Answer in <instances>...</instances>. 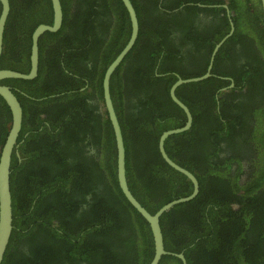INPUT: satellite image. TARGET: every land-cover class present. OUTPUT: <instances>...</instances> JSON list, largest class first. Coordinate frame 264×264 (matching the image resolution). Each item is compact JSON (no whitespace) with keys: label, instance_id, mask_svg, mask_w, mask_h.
I'll return each mask as SVG.
<instances>
[{"label":"trees","instance_id":"trees-1","mask_svg":"<svg viewBox=\"0 0 264 264\" xmlns=\"http://www.w3.org/2000/svg\"><path fill=\"white\" fill-rule=\"evenodd\" d=\"M228 1L237 14L234 19L255 23V37L264 47L260 0H254L252 15L241 11L249 0ZM132 2L140 34L113 75L111 92L124 134L130 189L155 214L193 191L192 182L162 159L158 146L165 131L181 128L187 121L170 98L171 87L179 78L203 76L209 58H196L199 55L190 52L187 65L200 62L201 69L179 68L173 37L164 29L167 23L152 12L143 17L138 3ZM11 3L14 8L4 31L0 70L28 73L31 34L40 24H53V9L39 17L32 4L17 9L18 0ZM63 4L61 30L45 33L40 40L56 44L50 53L54 58L49 56L54 79L45 78L43 60L37 80L1 82L25 93L17 92L24 104L18 143L25 142L18 149L22 161L13 154L15 228L2 264H150L152 232L119 187L115 136L105 105V115H96L87 101L91 97L87 90L53 97L78 89V83L87 79L93 90L94 83L98 84L104 104L106 70L131 36L129 14L121 0H63ZM105 12L116 17L115 27ZM174 22L170 23L179 28ZM22 34V39L16 37ZM193 48L199 50L200 45ZM246 59L255 66L253 70L243 66L236 73L215 69L211 78L176 91L193 114V126L170 137L165 149L196 176L200 193L165 213L161 227L166 250L183 253L188 264H264V64L258 54L250 53ZM100 64L97 77L95 66ZM226 78L234 79L233 88ZM63 101L71 104L69 110L55 114L53 107ZM41 110L50 122L44 130ZM11 125L10 109L0 96V152ZM88 142L92 149L86 151ZM160 264L182 261L164 256Z\"/></svg>","mask_w":264,"mask_h":264},{"label":"water","instance_id":"water-1","mask_svg":"<svg viewBox=\"0 0 264 264\" xmlns=\"http://www.w3.org/2000/svg\"><path fill=\"white\" fill-rule=\"evenodd\" d=\"M125 6L131 23V36L127 45L122 49L116 59L109 65L106 70L103 88H104V100L106 110L108 112L109 119L111 121L112 129L115 136L116 151H117V179L119 187L124 194L127 201L132 207L147 221L150 226L152 237L154 241V256L150 264H160L164 256L177 257L182 261V264H188L186 257L183 253L176 254L168 252L165 247L163 230L161 227V218L167 212L174 207L193 201L200 193V184L196 176L186 168L181 167L168 155L165 146L167 140L175 135L183 134L188 132L193 126V115L188 106L182 102L176 94L179 87L187 84L198 83L205 81L212 77V63L207 73L203 76L182 79L179 80L172 86L171 98L176 105H178L186 115L187 121L181 128L165 131L160 139L158 149L162 156V159L166 164L177 171L178 173L187 177L193 184V191L189 196L175 199L162 208H160L155 214L150 213L133 195L130 190L127 167H126V151H125V140L124 134L121 127L120 119L115 109V105L111 93V81L116 70L120 67L126 56L134 48L137 43L140 34V22L137 11L131 0H121ZM54 9L53 24H41L32 33V54H31V69L29 73H21L14 70H0V82L4 80H25L32 81L38 76L39 72V42L45 33H56L63 26L64 14L63 7L60 0H52ZM2 5V12L0 14V57L2 55L4 46V31L6 29L7 20L10 14L11 6L10 0H0ZM262 11L264 15V0H260ZM220 46V45H219ZM218 46V47H219ZM212 58V62H213ZM234 87V82L230 88ZM227 88L221 91H226ZM0 96L4 99L7 106L10 109L12 116V125L9 134L6 139V143L3 145L0 152V264L5 259L6 252L8 250L10 240L14 230V214H13V198L11 190V175H12V163L13 154L18 155V149L21 142L18 143L22 128L24 109L19 98L13 92L12 88L6 85L0 84ZM21 159V158H20Z\"/></svg>","mask_w":264,"mask_h":264},{"label":"flooded vegetation","instance_id":"flooded-vegetation-1","mask_svg":"<svg viewBox=\"0 0 264 264\" xmlns=\"http://www.w3.org/2000/svg\"><path fill=\"white\" fill-rule=\"evenodd\" d=\"M60 1L61 4L64 5L63 0ZM135 1L143 10L142 12L143 17L145 16L147 18L148 16L146 15L147 14L149 15V13L152 12L156 16H159L161 20H164L165 23H167L164 29L167 30L166 32L168 34L171 33V36L173 37L172 44L176 45L174 56L176 57L178 67L181 69L182 67H185L189 62L190 52H194L193 55H199L196 58L202 56H207L209 58L208 63L206 65L207 71L209 70L211 63H212V71L216 69L219 72L225 71V72L236 73L238 72L237 70L240 69L242 66L246 70H253L255 66L249 64L250 61L246 59L248 55H250V53L258 54L259 59L261 60L260 63L264 64V47L262 46L261 40L255 37V32H257L256 31L257 27L254 26L255 23L251 22L248 18H244L241 22L237 21V19H234L237 14L235 10L230 8L228 0H199V1L186 0V1H190V3L186 2L185 0H135ZM206 1H212L213 5H208L207 3H205ZM254 2L257 3V1L254 0L246 1V3H244L245 8L241 9V11L247 14H251V9H252L254 12V8H252V4ZM31 4L33 5L32 6V9H34L33 12H35V14H38L39 17H43L49 14L50 9L51 8L53 9L52 0L51 3L49 2V0H33ZM31 4L27 0H18V4H16V8L19 9L20 7L23 6L29 8ZM10 6H11V10H10V14H11L14 8V3H11V0H10ZM186 7L192 8L191 11L185 10ZM1 12H2V5H1ZM105 15L107 17L109 16L112 18L113 22L111 25L115 27V24H117L116 17L112 15V13L105 12ZM173 17H177L176 22L173 21ZM53 18H54V9H53ZM146 18L143 20V24L146 23ZM171 21L174 22L175 24L180 25V27L179 28L174 27V25L170 23ZM170 26L173 28V30L171 31L169 29ZM185 35H187V38H184ZM16 37L18 38L21 37L22 39V37L25 36L22 34V35H16ZM245 42L246 44L244 45ZM195 45H200L199 50L193 48ZM32 46L33 45L31 43V54H32ZM55 48H56L55 43L51 42L49 44H44V41L39 42V59H40L39 72L37 78H35L34 81L39 78V74L42 69L41 65L43 60H44L43 67H44L45 78L49 79V81L54 79L55 75H54V71L53 70L51 71L53 66L50 63L49 56L51 51H54L53 49ZM19 49L21 50V47ZM195 51L198 52L196 53ZM4 52H5V46H3V51L0 60ZM31 54H30V69H31ZM212 58H214L213 62H212ZM193 60L195 59L192 58L191 61ZM101 66H102L101 64L95 66V74L97 77H99V74L101 72ZM189 67L201 69L202 64L200 62L198 64L192 63L186 66V68ZM3 69L8 70L7 68L4 67ZM21 73H25V72H21ZM74 76L76 79L79 78V75H74ZM226 79L230 80L231 83L230 86H231L234 79L233 78H226ZM97 83H98V78H97ZM78 84H79L78 89L69 92L61 91L59 92V94H56L53 97L64 96L66 93L68 94L75 92L80 93L87 90V95L91 96L90 98L87 99V101L94 106L96 115L98 112L104 114L105 100H104V104L100 100V96L98 93V84L94 83V85L96 86L95 90L90 88L89 80L87 79H83ZM64 86H66V84H64ZM9 87H11L13 92L16 94L17 92H22L20 88L17 87L14 88L11 85ZM70 88L73 89L72 87ZM221 92L223 91L217 92V95L219 96ZM22 94L25 95L24 92H22ZM181 95L182 96L186 95V91L185 90L182 91ZM16 96L19 97L18 94ZM133 97L134 96H131L132 99ZM170 98H171V92H170ZM29 105L33 106L30 103ZM70 106H71L70 103H65L63 101L57 103V105L53 107V110L55 114L59 113L63 115L69 110ZM35 108H36L35 111L39 113L40 109L38 107ZM41 118L44 120L41 126L42 130H44L45 127H50V122L47 121L48 117L47 115L42 114V110H41ZM27 132L24 135L25 138L29 136V133ZM24 142L25 139L22 140L21 144H23ZM86 146H87L85 149L86 151L92 149V146L89 144V142L87 143ZM18 155L19 156L16 155V157L21 162L22 159H20L21 155L19 154V152ZM244 166L246 165L244 164ZM235 168L236 166L234 167V169Z\"/></svg>","mask_w":264,"mask_h":264},{"label":"clouds","instance_id":"clouds-1","mask_svg":"<svg viewBox=\"0 0 264 264\" xmlns=\"http://www.w3.org/2000/svg\"><path fill=\"white\" fill-rule=\"evenodd\" d=\"M192 113V112H191ZM193 115V114H192ZM194 120V119H193Z\"/></svg>","mask_w":264,"mask_h":264}]
</instances>
